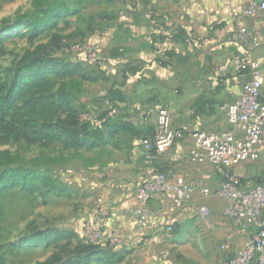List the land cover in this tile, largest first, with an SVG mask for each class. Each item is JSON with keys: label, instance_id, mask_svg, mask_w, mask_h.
I'll use <instances>...</instances> for the list:
<instances>
[{"label": "crops", "instance_id": "obj_1", "mask_svg": "<svg viewBox=\"0 0 264 264\" xmlns=\"http://www.w3.org/2000/svg\"><path fill=\"white\" fill-rule=\"evenodd\" d=\"M250 1L82 0L87 14L99 23L98 28H92L89 41L100 49L103 58L92 68L93 80L82 84V89L89 90L86 101H98L102 109L109 110V116L130 122L143 132L152 128L149 111L164 106L172 125L185 132L184 138L160 155L152 167L142 161L140 138L125 129L102 128V139L89 148V168L97 170L96 176L103 174L101 179L92 177V187L105 196L123 244L131 242L133 264H154L159 253L171 258L173 243H181L172 233L187 223L192 229L201 223L206 242L218 245L220 261L223 245L240 248L246 242L247 234L221 214L224 201L204 196L200 190L193 193L190 210L174 211L171 195L151 198L147 209L153 216L145 225L132 220L128 209L133 206L137 183L153 171L199 178L210 190L220 182V173L211 164L189 160L188 133L227 126L224 105L249 79L248 74L235 71L234 57L254 60L264 70V13L238 21L259 29V47L247 50L229 39L237 24L232 14ZM67 3L70 8L71 1ZM236 82H240L237 88ZM112 181H119L120 189H110ZM200 205L209 207L205 218L195 211ZM170 219L172 228L167 231Z\"/></svg>", "mask_w": 264, "mask_h": 264}, {"label": "rangeland", "instance_id": "obj_2", "mask_svg": "<svg viewBox=\"0 0 264 264\" xmlns=\"http://www.w3.org/2000/svg\"><path fill=\"white\" fill-rule=\"evenodd\" d=\"M66 1H71L69 9L74 12L63 15L56 23L52 16V21L39 30L22 19L33 10L34 0H0V95L13 80L12 70L25 51L38 49L36 52L41 55L39 66L23 74L25 82L36 77L43 79L51 86V93L63 71H57L49 60L78 62L81 71L93 70L94 65L73 54L70 46L77 41L90 43V32L99 23L87 14L82 0ZM73 75L78 76L77 72ZM239 85L236 82L235 88ZM87 91L85 88L74 94V105L79 111L98 116L103 109L98 101H86ZM29 95L16 92L12 107L0 120V255L4 264H133L131 242L123 244L121 239L116 245L110 243L111 233L122 237L111 212L101 227L102 236L90 240V228L97 220L96 198L100 195L91 180L101 179L103 174L96 176L97 170L89 168V148L65 149L55 142L53 132H48V141L35 133L37 125L30 127L27 119L38 117L40 124L43 118L24 107L23 101ZM50 101L55 105V99ZM6 165L30 170L26 189L21 183L11 185L10 180L4 187V179L17 175L1 176ZM235 171L249 179L264 176V162H246ZM172 234L181 243H173L171 258L159 253L154 264H219L218 245L206 242L201 223L195 229L189 223L178 225Z\"/></svg>", "mask_w": 264, "mask_h": 264}, {"label": "built area", "instance_id": "obj_3", "mask_svg": "<svg viewBox=\"0 0 264 264\" xmlns=\"http://www.w3.org/2000/svg\"><path fill=\"white\" fill-rule=\"evenodd\" d=\"M257 13H264V0H252L246 6L232 14L237 21L229 39L253 50L262 44V35L258 28L245 26L238 21ZM73 54L95 66L102 61L100 49L89 42H75L70 46ZM233 64L237 73H246L249 79L241 83L240 89L232 101L224 105L227 126L219 129H196L188 133L191 147L189 160L196 164L209 163L220 173V182L210 190L199 178L186 179L175 172L153 171L136 185L133 206L128 214L138 225L150 221L152 213L147 204L153 197L171 195L174 211L192 209L189 203L193 193L200 190L204 196H214L224 201L221 214L235 227L247 234L245 244L240 248L223 245L224 257L219 264H264V176L246 179L235 169L246 162H264V70L254 60H245L241 55L234 57ZM153 117L149 134L140 139L142 161L152 167L158 157L184 138L185 132L174 127L168 109L164 106L149 111ZM93 114L81 113L82 120H90ZM119 181L109 183V188L118 190ZM97 220L91 226L90 240L102 236L101 227L107 223L110 210L104 198H96ZM205 218L209 214L207 205L195 210ZM172 228V220L167 231ZM122 237L111 233V244H118Z\"/></svg>", "mask_w": 264, "mask_h": 264}, {"label": "trees", "instance_id": "obj_4", "mask_svg": "<svg viewBox=\"0 0 264 264\" xmlns=\"http://www.w3.org/2000/svg\"><path fill=\"white\" fill-rule=\"evenodd\" d=\"M70 11L66 0H34L33 10L24 15L22 19L42 30L44 26H47L52 21L53 17L56 23L59 18L63 15H68ZM37 50L25 51L12 70L13 80L9 82L6 92L0 95V120L4 119L12 107L13 96L16 92L21 93L22 96L29 93L28 98L23 101L24 107L37 113V116L43 118V120L40 124H37L38 117H34L33 119H27L26 122L30 127L37 125L35 133L42 136L44 141L49 140L48 132H53L55 134V142L61 144L62 148L65 149H75L81 146L94 147L103 137L102 128L107 126L128 130L140 139L150 133V131L136 130L130 122L109 116L108 109H103L98 116L93 115L90 120H82L80 115L84 111H79L74 105V94L83 90V82L93 80L92 75L95 72L94 70L88 73L81 71V64L78 62L65 61L60 58H55L53 59L54 61L52 59L49 60L55 63L56 70L64 72V74L62 72L61 76H59V83L55 87L54 93H51V86L43 79L36 77L26 83V78L23 77V74L26 71L37 68L40 64L41 55L37 54ZM74 72H77L78 76H74ZM22 83L26 85L27 90L26 88L23 90L25 85ZM30 84L32 86H29ZM51 98L55 99V105L50 101ZM29 171V169H25L22 166L8 167L6 165L1 176L17 175L8 180L4 179L2 181V183L4 182V187L5 183L10 180L11 185L21 183L23 189H26L29 186L27 183ZM33 189H29V191ZM0 264H4V258L1 255Z\"/></svg>", "mask_w": 264, "mask_h": 264}]
</instances>
